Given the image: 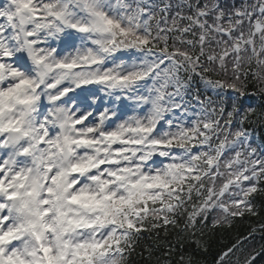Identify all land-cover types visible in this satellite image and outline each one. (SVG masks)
<instances>
[{"label": "snow or ice", "instance_id": "1", "mask_svg": "<svg viewBox=\"0 0 264 264\" xmlns=\"http://www.w3.org/2000/svg\"><path fill=\"white\" fill-rule=\"evenodd\" d=\"M250 80L264 92V0H0V264H128L145 233L151 264L161 231L259 216L244 124L264 109L225 99Z\"/></svg>", "mask_w": 264, "mask_h": 264}, {"label": "trees", "instance_id": "2", "mask_svg": "<svg viewBox=\"0 0 264 264\" xmlns=\"http://www.w3.org/2000/svg\"><path fill=\"white\" fill-rule=\"evenodd\" d=\"M253 81H249L247 92H256L258 89L253 86ZM256 118L253 117L252 120ZM264 126V122H247L244 124L245 129H252L254 133L260 138V125ZM259 216H248L247 214L242 218H237V222L231 228L219 229L215 232H210L211 228V217L208 221V228L204 229L203 234L199 231L195 235L189 233L187 236L181 234L177 236V231L169 229L170 234L164 237L163 231L160 236L166 246L156 250L151 260V264H213V256L215 253L223 248L225 245L230 246L238 238L248 237L244 241L245 250L237 252L232 257L233 264H236L237 258L239 264H244L248 251L253 247L257 250L264 245V231L259 230L260 225L264 223V194H258L255 199ZM216 215V213H213ZM253 228L257 229L252 232ZM251 233V235H249ZM144 242L151 244L152 241L148 239V233L144 234ZM197 241L200 242L201 247H198ZM142 246L137 248L135 253L129 258L128 264H147V253L143 251ZM155 248V245L153 246ZM204 248H208V253L204 252ZM171 250V251H170ZM257 264H260L258 260Z\"/></svg>", "mask_w": 264, "mask_h": 264}, {"label": "rangeland", "instance_id": "3", "mask_svg": "<svg viewBox=\"0 0 264 264\" xmlns=\"http://www.w3.org/2000/svg\"><path fill=\"white\" fill-rule=\"evenodd\" d=\"M243 2H244V0H243ZM248 2H249V3H251V2H252V0H248ZM261 86H263V87H264V83H262V84H261ZM235 128H236V127H235Z\"/></svg>", "mask_w": 264, "mask_h": 264}]
</instances>
